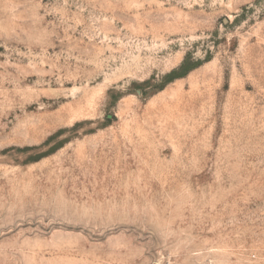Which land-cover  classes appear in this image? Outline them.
I'll list each match as a JSON object with an SVG mask.
<instances>
[{"label": "rangeland", "instance_id": "obj_1", "mask_svg": "<svg viewBox=\"0 0 264 264\" xmlns=\"http://www.w3.org/2000/svg\"><path fill=\"white\" fill-rule=\"evenodd\" d=\"M0 264H264V0H0Z\"/></svg>", "mask_w": 264, "mask_h": 264}]
</instances>
